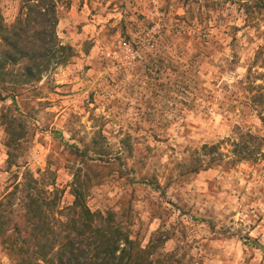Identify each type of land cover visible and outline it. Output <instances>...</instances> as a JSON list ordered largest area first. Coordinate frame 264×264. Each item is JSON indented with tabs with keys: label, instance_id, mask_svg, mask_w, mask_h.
<instances>
[{
	"label": "rangeland",
	"instance_id": "1",
	"mask_svg": "<svg viewBox=\"0 0 264 264\" xmlns=\"http://www.w3.org/2000/svg\"><path fill=\"white\" fill-rule=\"evenodd\" d=\"M21 1L0 0L8 25ZM59 15L73 56L25 99L18 162L53 171L62 205L80 168L96 176L92 211L130 208L133 237H168L185 264H264V160L233 163L231 145L238 127L264 134V0H62ZM10 104L0 200L24 171L7 166ZM212 144L224 161L191 173Z\"/></svg>",
	"mask_w": 264,
	"mask_h": 264
},
{
	"label": "trees",
	"instance_id": "2",
	"mask_svg": "<svg viewBox=\"0 0 264 264\" xmlns=\"http://www.w3.org/2000/svg\"><path fill=\"white\" fill-rule=\"evenodd\" d=\"M61 1L22 0L11 25L0 8V101H11L1 112L7 166L9 170L16 166L17 173L24 170L22 179L0 200V244L13 264H185L175 253L163 251L168 237L150 239L145 246L133 237L130 208L92 211L87 195L96 176L86 172L82 176L80 168L71 184L74 201L62 205L64 192L53 171L46 170L38 178L18 162L31 118L23 106L25 99L39 90L45 75L73 56V47L58 36ZM231 142L233 163L264 160V134L238 127ZM219 148V144L204 145L200 157L208 162L197 157L198 165L190 172L223 162ZM94 152L101 155L104 151ZM87 165L90 170L97 167Z\"/></svg>",
	"mask_w": 264,
	"mask_h": 264
},
{
	"label": "built area",
	"instance_id": "3",
	"mask_svg": "<svg viewBox=\"0 0 264 264\" xmlns=\"http://www.w3.org/2000/svg\"><path fill=\"white\" fill-rule=\"evenodd\" d=\"M122 45L124 46V47H126V48H128L127 46V43H122ZM129 52H130V56H132L133 58H141V55H139L138 54V52L137 51H134V50H132V49H129Z\"/></svg>",
	"mask_w": 264,
	"mask_h": 264
}]
</instances>
